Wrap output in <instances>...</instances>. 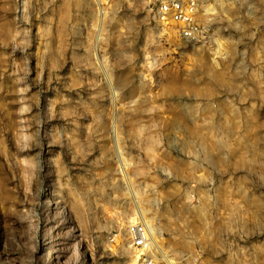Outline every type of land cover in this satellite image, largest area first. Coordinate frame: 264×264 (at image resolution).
<instances>
[{"label": "rangeland", "instance_id": "obj_1", "mask_svg": "<svg viewBox=\"0 0 264 264\" xmlns=\"http://www.w3.org/2000/svg\"><path fill=\"white\" fill-rule=\"evenodd\" d=\"M154 5L0 0V264H264V0Z\"/></svg>", "mask_w": 264, "mask_h": 264}, {"label": "built area", "instance_id": "obj_2", "mask_svg": "<svg viewBox=\"0 0 264 264\" xmlns=\"http://www.w3.org/2000/svg\"><path fill=\"white\" fill-rule=\"evenodd\" d=\"M249 0H154V18L157 23L172 25L179 40L190 45L206 44L210 39V12L217 2L235 8H248ZM129 246L145 251L148 248V236L143 223H134L127 227ZM146 257V254L141 253Z\"/></svg>", "mask_w": 264, "mask_h": 264}, {"label": "bare ground", "instance_id": "obj_3", "mask_svg": "<svg viewBox=\"0 0 264 264\" xmlns=\"http://www.w3.org/2000/svg\"><path fill=\"white\" fill-rule=\"evenodd\" d=\"M248 6H249V1H248ZM231 7V6H229ZM235 8V7H234ZM249 9V7L247 8ZM210 12L213 14L217 13H221L223 16L227 17V13H228V5H225L221 2H217L215 7H212L210 9ZM249 13V12H247ZM141 223H143L145 225V227L147 228L146 222L142 221Z\"/></svg>", "mask_w": 264, "mask_h": 264}]
</instances>
